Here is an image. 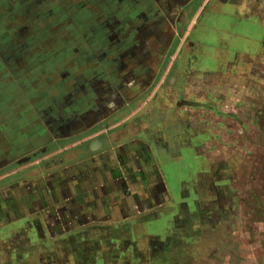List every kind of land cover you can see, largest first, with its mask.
Listing matches in <instances>:
<instances>
[{
	"label": "rangeland",
	"instance_id": "374dc122",
	"mask_svg": "<svg viewBox=\"0 0 264 264\" xmlns=\"http://www.w3.org/2000/svg\"><path fill=\"white\" fill-rule=\"evenodd\" d=\"M28 1L34 13L18 19L15 7ZM203 1L0 0V6L8 5L0 8V18L33 25L31 58L65 52L70 61L78 50L84 56H123L125 48H142L143 39L165 38L174 45L192 23L186 26V18L179 22L178 14L191 10L195 16ZM43 28L49 29L44 35ZM81 36L83 44L77 41ZM67 76L65 86L60 83L64 78L36 77L35 104L20 108L11 120L15 126L0 134V264H264V79L226 81L229 87L206 97L194 115L201 129L210 131L204 136L210 147L221 150L211 159L222 162V184L229 187L211 185L210 195H200L192 213L196 228L201 223L216 238L157 248L156 240L144 233L134 238L122 232L119 227L127 223L106 221L110 211L130 216L139 207L123 198L106 201L103 182L119 163L113 153L93 156L95 151L87 147L92 139L105 138L111 127L105 87L99 82L91 88L87 77ZM47 145L50 149L28 162H15ZM14 148L18 156L12 154ZM131 149L136 156L127 169H137L139 146ZM196 164L203 166L204 158Z\"/></svg>",
	"mask_w": 264,
	"mask_h": 264
},
{
	"label": "crops",
	"instance_id": "0c3cea01",
	"mask_svg": "<svg viewBox=\"0 0 264 264\" xmlns=\"http://www.w3.org/2000/svg\"><path fill=\"white\" fill-rule=\"evenodd\" d=\"M3 6L8 7L3 3L0 8ZM201 6L195 16L194 11L186 12V26L191 19L192 23L186 36L174 45L165 38L157 42L143 39L142 48H125L123 56H84L78 50L70 61H65V52L31 58L28 50L36 44L31 36L33 25L0 18V128L13 121L24 105L35 104L36 77L64 78L63 86L67 74L78 80L90 79L91 88L102 82L109 103L106 120L111 127L93 156L113 153L119 163L103 182L105 198L107 202L123 198L125 204L139 207L130 216L110 211L105 219L127 223L119 228L134 238L143 233L154 238L157 248H174L183 242L195 246L216 238L208 236L201 223L196 228L192 213L198 197L210 195L211 185L229 187L222 184V162L211 159L221 150L210 147V140L204 138L210 131L202 130L194 115L206 97L229 87L226 81L241 84L245 79L249 83L254 78L264 79V0H204ZM14 10L20 13L18 19H25V12L34 13L29 1ZM49 29L43 28L42 35ZM77 41L83 44V37ZM126 42L131 45L130 40ZM55 61L59 64L56 69ZM24 93L29 95L24 97ZM180 99L200 105L180 107ZM137 145L142 161L137 169H127L135 155L131 148ZM15 153L18 156V151ZM199 157L204 158V164L197 167Z\"/></svg>",
	"mask_w": 264,
	"mask_h": 264
},
{
	"label": "water",
	"instance_id": "95a60500",
	"mask_svg": "<svg viewBox=\"0 0 264 264\" xmlns=\"http://www.w3.org/2000/svg\"><path fill=\"white\" fill-rule=\"evenodd\" d=\"M221 1H226V0H221ZM186 15V11L182 10L181 13H180V16H179V21H182V19H184ZM177 105L178 106H199L200 103L198 102H194V101H188V100H184V99H180L178 102H177ZM102 146V143L99 139L97 140H94L93 142H91L89 144V149L91 150H95V149H98L99 147ZM37 153H32L31 155H28V156H25L23 157L22 159H20L17 163L18 164H23V163H26L28 162L31 158L35 157Z\"/></svg>",
	"mask_w": 264,
	"mask_h": 264
},
{
	"label": "flooded vegetation",
	"instance_id": "af4514ba",
	"mask_svg": "<svg viewBox=\"0 0 264 264\" xmlns=\"http://www.w3.org/2000/svg\"><path fill=\"white\" fill-rule=\"evenodd\" d=\"M180 13H181V11H180ZM180 13L178 14V17H177V20L179 21V16H180ZM186 16L187 15H185V17H184V19L186 18ZM184 19H182V21H184ZM179 22H181V21H179ZM195 102V101H194ZM199 103V102H198ZM5 129H2V128H0V134H2L3 132H4V130L6 131V129L7 128H9V127H12L13 128V126H15L14 124H13V122L10 120L9 121V123L7 122L6 124H5ZM16 127H14V129H15ZM16 132V134L18 133V129L16 128V130H15ZM6 133V132H5ZM11 139H13V138H11ZM97 139H99V140H101V138H95V139H92L91 141H89L88 142V145H87V147H88V149H89V144L91 143V142H93L94 140H97ZM13 144V143H12ZM11 144V145H12ZM48 149H50V146L49 145H47V146H42V147H40V148H36L34 151H30V152H26L27 154H25V155H23V156H21L20 158H16V163L20 160V159H22L23 157H25V156H28V155H31L32 153H37V154H39V153H44L46 150H48ZM98 149H100V147L98 148ZM98 149H95V150H91V149H89L90 151H95L96 152V150L98 151ZM18 149L17 148H14V149H12V151L11 152H13L12 154L13 155H16V151H17ZM12 154H10V156L12 155ZM36 154V155H37ZM8 155V154H7ZM167 177V176H166ZM120 185H121V183H120Z\"/></svg>",
	"mask_w": 264,
	"mask_h": 264
}]
</instances>
